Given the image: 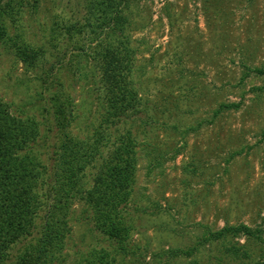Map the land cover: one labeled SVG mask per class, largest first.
<instances>
[{
	"label": "rangeland",
	"instance_id": "rangeland-1",
	"mask_svg": "<svg viewBox=\"0 0 264 264\" xmlns=\"http://www.w3.org/2000/svg\"><path fill=\"white\" fill-rule=\"evenodd\" d=\"M128 1L131 79L153 120L132 124L139 144L129 213L137 231L130 238L135 254L122 264H190L186 258L166 263L165 252L239 225L252 236L229 234L225 242L244 248L248 256L240 264H264V0ZM25 2L17 22L3 19L7 36L20 34L45 49L52 68L47 88L57 78L72 102L66 133L86 138L97 111L99 69L91 57L100 40L89 28L50 38L55 22L62 21L61 32L84 25L78 6L84 0ZM43 74L0 45V99L15 115L45 122L41 150L48 154L57 130L51 105L47 112L36 103L49 93L36 81ZM100 237L87 223H75L61 264L104 247ZM220 250L217 241L205 245L198 264H233Z\"/></svg>",
	"mask_w": 264,
	"mask_h": 264
},
{
	"label": "trees",
	"instance_id": "trees-1",
	"mask_svg": "<svg viewBox=\"0 0 264 264\" xmlns=\"http://www.w3.org/2000/svg\"><path fill=\"white\" fill-rule=\"evenodd\" d=\"M25 3L0 0V45L27 69L46 74L52 68L44 63L45 49L31 45L20 34L8 37L2 22L22 18ZM128 5V0H84L78 5L84 25H66L61 32L60 21L50 29L53 41L76 28L78 32L89 28L93 38L100 40L91 57L99 69L93 88L97 111L86 138L66 133L70 125L66 110L72 102L63 97L57 78L47 88L48 74L36 75L44 93L49 92L47 97L37 95L36 103H44L46 111L45 105H51L57 130L56 141L46 147L51 149L48 154L41 150L45 122L36 116L15 115L0 99V264H61L75 223L90 225L104 243V247L89 248L76 264H122L128 254H135L130 238L137 228L131 223L129 205L139 142L132 124L153 119L131 79L135 51L126 29ZM229 234L252 236L244 225L204 233L193 245L166 251V263L186 258L198 264L200 250L217 241L223 257L240 264L248 255L240 244L225 242Z\"/></svg>",
	"mask_w": 264,
	"mask_h": 264
}]
</instances>
